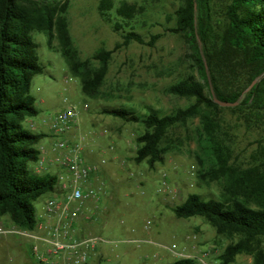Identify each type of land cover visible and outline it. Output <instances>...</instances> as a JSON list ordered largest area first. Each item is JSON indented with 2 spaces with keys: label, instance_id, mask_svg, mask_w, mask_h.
<instances>
[{
  "label": "trees",
  "instance_id": "16d2710c",
  "mask_svg": "<svg viewBox=\"0 0 264 264\" xmlns=\"http://www.w3.org/2000/svg\"><path fill=\"white\" fill-rule=\"evenodd\" d=\"M70 1L0 0V221L7 218L19 229L36 230L35 205L57 185L55 175L34 171L38 146L47 136L25 129L29 119L39 116L32 86L45 72L34 34H45L49 48L61 53L72 77L81 81L85 96L104 101L112 98L103 87L113 55L132 43L153 48L163 37L156 34L146 41L135 30L132 23L143 9L125 2L115 9L113 0H101L99 13L121 34L122 42L113 51L102 49L82 60L69 31ZM213 2L183 0L175 13V27L166 30L185 39L198 76L181 79L167 93L193 103L170 115L152 109L140 117L123 107L103 109L101 114L144 127L133 160L146 163L151 171L164 164L168 154L181 150L183 142L173 139V131L200 119L210 163L208 168L201 164L198 183H216L221 193L209 199L190 195L174 213L178 219L200 217L217 236L232 241L218 257L221 264H233L242 255L252 257L253 264H264V161L247 167L234 163L231 147L221 138L223 108L213 100L214 95L223 102L239 103L231 110L243 112L247 121L264 114V0H228L227 23L219 34L212 25ZM172 264L196 261L179 258Z\"/></svg>",
  "mask_w": 264,
  "mask_h": 264
},
{
  "label": "rangeland",
  "instance_id": "374dc122",
  "mask_svg": "<svg viewBox=\"0 0 264 264\" xmlns=\"http://www.w3.org/2000/svg\"><path fill=\"white\" fill-rule=\"evenodd\" d=\"M100 1L71 0L69 4V31L82 60L91 59L102 49L113 51L122 42L113 24L101 17ZM182 1L113 0L115 9L124 2L143 9L132 25L146 41L156 34L163 37L153 48L132 43L113 55L103 87L112 98L106 101L85 96L81 81L72 77L61 53L49 48L45 34H34L45 72L34 79L32 86L39 116L29 119L25 129L32 133L47 129L41 122L43 118L49 120L69 107L77 108V134L86 139L88 162L99 167L104 191L100 201L90 205L91 221L80 224L82 237L103 240L90 264H172L179 255L195 257L207 251L212 252L213 264H221L218 257L232 243L217 236L204 219H178L174 213V208L190 195L209 199L221 193L216 183H198L201 164L208 168L210 163L206 143L200 136V119L173 131V139L183 142L181 150L168 154L165 163L151 171L146 163L136 164L133 160L138 148L136 139L144 133V127L101 114L103 109L123 107L140 117L152 109L170 115L193 103L167 93L181 79L197 75L185 39L166 32L175 27V13ZM228 4V0L213 2L212 25L217 34L227 23ZM111 17L113 23L118 21L114 12ZM58 46L55 41L54 47ZM222 108L221 138L231 147L234 163L247 167L264 161V114L247 121L243 112ZM31 123L36 129L30 127ZM49 197L36 203L38 217L43 215ZM7 220L4 218L2 223L10 226ZM34 245L45 250L34 240L17 235L6 237L0 243V264H41L33 255ZM233 264H253V259L242 255Z\"/></svg>",
  "mask_w": 264,
  "mask_h": 264
},
{
  "label": "built area",
  "instance_id": "2783aa9c",
  "mask_svg": "<svg viewBox=\"0 0 264 264\" xmlns=\"http://www.w3.org/2000/svg\"><path fill=\"white\" fill-rule=\"evenodd\" d=\"M79 114L77 108L69 107L49 120H41L48 130V139L38 146L40 157L34 171L55 175L57 185L45 201L36 230L19 229L0 221V243L10 235L36 241L45 247L43 252L39 245L32 247L41 264H90L103 242L99 237L81 236L80 224L91 221L90 205L100 201L104 188L98 177L99 167L88 162L86 139L77 134ZM30 127L36 129L34 123ZM179 256L192 258L196 264H213L210 251L195 257Z\"/></svg>",
  "mask_w": 264,
  "mask_h": 264
},
{
  "label": "water",
  "instance_id": "95a60500",
  "mask_svg": "<svg viewBox=\"0 0 264 264\" xmlns=\"http://www.w3.org/2000/svg\"><path fill=\"white\" fill-rule=\"evenodd\" d=\"M256 83H257V81H255V82L253 83L252 86H254ZM213 100H214V102L217 103L220 107H224V108L235 107V106H237V105L239 104V103H234V104H232V103H227V102L220 101V100H218L214 95H213Z\"/></svg>",
  "mask_w": 264,
  "mask_h": 264
},
{
  "label": "crops",
  "instance_id": "0c3cea01",
  "mask_svg": "<svg viewBox=\"0 0 264 264\" xmlns=\"http://www.w3.org/2000/svg\"><path fill=\"white\" fill-rule=\"evenodd\" d=\"M31 124H32V123H31ZM31 124H30V125H31ZM37 133L45 134L47 137H46V139H45L44 141L47 142V139H48V130H47V129L39 128V132H37ZM189 257H191V256H189ZM192 257H194V256H192Z\"/></svg>",
  "mask_w": 264,
  "mask_h": 264
}]
</instances>
